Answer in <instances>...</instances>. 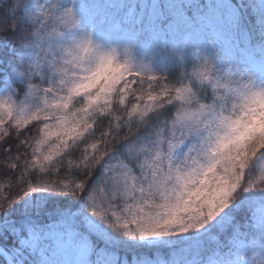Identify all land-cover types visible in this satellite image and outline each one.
Wrapping results in <instances>:
<instances>
[{
    "label": "snow or ice",
    "instance_id": "snow-or-ice-1",
    "mask_svg": "<svg viewBox=\"0 0 264 264\" xmlns=\"http://www.w3.org/2000/svg\"><path fill=\"white\" fill-rule=\"evenodd\" d=\"M0 264H264V0H0Z\"/></svg>",
    "mask_w": 264,
    "mask_h": 264
}]
</instances>
